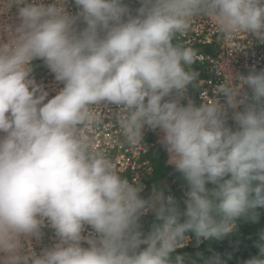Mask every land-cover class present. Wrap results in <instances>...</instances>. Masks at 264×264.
Wrapping results in <instances>:
<instances>
[{
	"label": "clouds",
	"instance_id": "9594fccd",
	"mask_svg": "<svg viewBox=\"0 0 264 264\" xmlns=\"http://www.w3.org/2000/svg\"><path fill=\"white\" fill-rule=\"evenodd\" d=\"M138 2L74 0L73 13L67 0H0V16L15 5L18 21L0 26V264H198L175 254L192 236L222 240L241 218L258 220L264 70L228 73L214 89L225 103L197 105L187 95L199 87L197 53L174 41L204 19L229 47L242 35L264 42V0ZM37 59L63 85L51 99L32 78ZM102 105L117 106L133 146L146 127L163 133L167 165L187 184L183 210L159 184L145 199L144 185L98 149ZM46 226L58 242L37 253ZM256 247L246 264H264V232Z\"/></svg>",
	"mask_w": 264,
	"mask_h": 264
},
{
	"label": "built area",
	"instance_id": "2783aa9c",
	"mask_svg": "<svg viewBox=\"0 0 264 264\" xmlns=\"http://www.w3.org/2000/svg\"><path fill=\"white\" fill-rule=\"evenodd\" d=\"M129 6L132 9L136 8ZM67 7L73 13L77 10L74 0H67ZM17 22V6L15 5L5 15L0 16V26ZM0 34H4L2 27H0ZM174 42L191 47L197 53V59L192 68L199 74V87H193V91L191 87L187 90L188 97L197 105L204 103L205 100L211 103L213 99L219 100L222 104L225 103V97L222 94L217 95L214 89L223 83L224 76L228 73L237 79L240 75L247 76L253 69L257 72L264 70V42L251 40L250 37L242 35L229 47L219 38L211 24L204 19L194 22L190 29L185 34L177 36ZM33 63L35 68L32 78L37 84L45 87L51 99L63 85L55 80L54 74L43 60L37 59ZM223 66L225 72L222 74L220 70H223ZM248 91L250 93V90ZM185 101L187 103V100ZM99 110L103 123L93 132L98 149L105 152L116 163L122 175L130 181L133 179L140 181L144 185L141 195L145 199L150 198L152 189L149 182L153 178L156 149L161 146L166 162L169 158L161 143L163 133L159 129L151 130L146 127L144 141L133 146L125 140L119 129L116 119L119 111L117 106L109 105L105 108L102 105ZM231 114L232 111L229 110L228 123L235 130L236 125L231 119ZM92 231L86 226L83 235L88 236ZM42 233L39 240L32 241L37 253L58 242L55 231L50 227H44ZM81 243L83 247H89L86 242Z\"/></svg>",
	"mask_w": 264,
	"mask_h": 264
},
{
	"label": "trees",
	"instance_id": "16d2710c",
	"mask_svg": "<svg viewBox=\"0 0 264 264\" xmlns=\"http://www.w3.org/2000/svg\"><path fill=\"white\" fill-rule=\"evenodd\" d=\"M133 1L126 0L128 4ZM138 3L136 4L139 5ZM190 87L193 88V86ZM156 150L159 154L155 159L153 178L149 182L152 192L154 185L159 184L164 191V195L166 197L173 196L181 210H183L186 207L184 204L187 191L186 181L173 166L165 164L162 147L159 146ZM209 187L213 186L209 185ZM257 211L259 212L257 221L252 222L241 218L237 221V227L233 233L224 239L205 240L198 243L195 236H192L191 241L186 246L177 249L175 254L186 255L192 260H196L198 264H204L205 260L217 254L226 264H246L247 260L259 254L256 244L259 241L260 234L264 232V208L257 209ZM154 222V214L142 217L143 231H150Z\"/></svg>",
	"mask_w": 264,
	"mask_h": 264
},
{
	"label": "rangeland",
	"instance_id": "374dc122",
	"mask_svg": "<svg viewBox=\"0 0 264 264\" xmlns=\"http://www.w3.org/2000/svg\"><path fill=\"white\" fill-rule=\"evenodd\" d=\"M137 2H138V0H134V1H133L131 4H129V5H131V6H133V7H136V8H137V7H139V6H140V5H137V4H136ZM190 241H191V240H190ZM190 241H189V242H190ZM189 242H188V243H189Z\"/></svg>",
	"mask_w": 264,
	"mask_h": 264
},
{
	"label": "crops",
	"instance_id": "0c3cea01",
	"mask_svg": "<svg viewBox=\"0 0 264 264\" xmlns=\"http://www.w3.org/2000/svg\"><path fill=\"white\" fill-rule=\"evenodd\" d=\"M137 3H138V2H137ZM138 4H139V3H138ZM158 154H159V153L155 152V159H156V157L158 156ZM163 158H164V157H163ZM164 162H165V164H167L165 158H164ZM154 165H155V162H154ZM154 168H155V166H154Z\"/></svg>",
	"mask_w": 264,
	"mask_h": 264
}]
</instances>
